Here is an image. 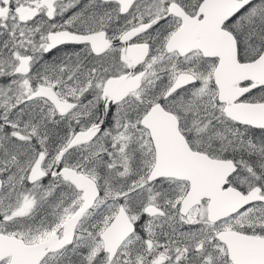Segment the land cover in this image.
<instances>
[{"label": "snow or ice", "instance_id": "obj_1", "mask_svg": "<svg viewBox=\"0 0 264 264\" xmlns=\"http://www.w3.org/2000/svg\"><path fill=\"white\" fill-rule=\"evenodd\" d=\"M0 264H264V0H0Z\"/></svg>", "mask_w": 264, "mask_h": 264}]
</instances>
